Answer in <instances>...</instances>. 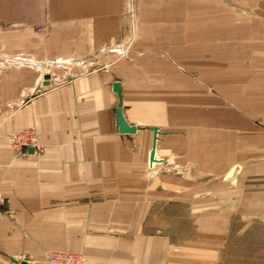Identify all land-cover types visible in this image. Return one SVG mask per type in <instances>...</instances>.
<instances>
[{"label":"crops","instance_id":"obj_1","mask_svg":"<svg viewBox=\"0 0 264 264\" xmlns=\"http://www.w3.org/2000/svg\"><path fill=\"white\" fill-rule=\"evenodd\" d=\"M0 53V264H212L228 199L190 180L264 145V0H0Z\"/></svg>","mask_w":264,"mask_h":264},{"label":"rangeland","instance_id":"obj_2","mask_svg":"<svg viewBox=\"0 0 264 264\" xmlns=\"http://www.w3.org/2000/svg\"><path fill=\"white\" fill-rule=\"evenodd\" d=\"M2 58L10 59L6 56ZM64 65L69 69L68 64ZM77 69V66H72L71 71ZM42 70L52 74L60 72L59 69ZM39 79L44 81L43 76ZM56 79L57 77L52 78L54 81ZM244 158V161L229 162L228 170L232 169L225 177H196L190 180L195 181L197 187L204 186V182L207 185L211 183L213 199H218L220 195L228 199L227 208L222 213L216 210V204L213 208V229L215 233L223 229L224 241L216 248L212 264H264V145L246 146ZM156 161L157 156L154 162L157 163ZM154 162L152 166L156 165ZM203 164L208 165L213 173H219L216 170L219 162L198 163ZM165 170L166 167L163 171ZM215 189L222 190L223 194L217 193Z\"/></svg>","mask_w":264,"mask_h":264},{"label":"built area","instance_id":"obj_3","mask_svg":"<svg viewBox=\"0 0 264 264\" xmlns=\"http://www.w3.org/2000/svg\"><path fill=\"white\" fill-rule=\"evenodd\" d=\"M42 28L38 30V33L42 32ZM5 142L14 157L24 156L28 149L32 150V154L40 155L43 151V147L38 143L36 133L31 128H17L11 130L5 137ZM154 158V157H153ZM154 160V159H153ZM149 161L148 169L151 171L156 167L159 161ZM152 162L156 165H151ZM168 170V169H166ZM5 199L0 193V218L7 212L4 209ZM47 264H86L85 259L81 254L70 252H54L49 253L46 256Z\"/></svg>","mask_w":264,"mask_h":264},{"label":"water","instance_id":"obj_4","mask_svg":"<svg viewBox=\"0 0 264 264\" xmlns=\"http://www.w3.org/2000/svg\"><path fill=\"white\" fill-rule=\"evenodd\" d=\"M43 79H44V81H42L41 84H42V86H46L48 84V82H47L48 77L47 76H43ZM112 90H113L114 93H116L117 95H119V85H118V83L115 82L112 85ZM116 120H117V126H118V132L119 133H128V134L134 133L135 128L132 127V126H128L125 123V121L123 120V118H122V115L120 113V102L118 104V108L116 109ZM27 151L29 153L32 152L31 149H28ZM153 155H154V151L152 149L150 151V153H149V157H148L149 158V161H152L153 160ZM12 264H28V263H26L25 261L17 262L16 260H13L12 261Z\"/></svg>","mask_w":264,"mask_h":264},{"label":"bare ground","instance_id":"obj_5","mask_svg":"<svg viewBox=\"0 0 264 264\" xmlns=\"http://www.w3.org/2000/svg\"><path fill=\"white\" fill-rule=\"evenodd\" d=\"M153 157H154L153 159L155 160V154L153 155ZM154 160H153V161H154Z\"/></svg>","mask_w":264,"mask_h":264}]
</instances>
